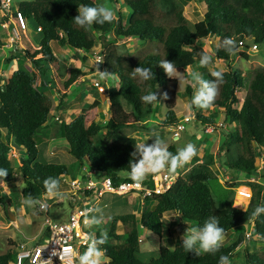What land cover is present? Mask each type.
Here are the masks:
<instances>
[{"label":"trees","instance_id":"1","mask_svg":"<svg viewBox=\"0 0 264 264\" xmlns=\"http://www.w3.org/2000/svg\"><path fill=\"white\" fill-rule=\"evenodd\" d=\"M190 1L111 0L116 7L123 4L128 8L130 13L127 22L123 21L118 10V17L111 23H94L87 27L78 26L73 18L78 15L77 9L81 6H97L94 0L20 2L18 10L40 28L41 40L38 49L33 54L28 53L33 71L19 68L0 84V168L8 171L5 178L0 177V182L11 181L14 173H18L23 183L22 197L31 194L37 199L47 195L43 184L45 178L56 177L60 185L63 177L74 178L68 166L38 159L39 148L35 135L53 118L56 120L53 112L62 102L60 100L56 105L52 97L55 82L51 68L61 63L52 52L51 42L86 54L93 53L97 46L102 50L108 45L106 52L102 53L101 66L118 78L117 88L107 91L109 118L105 122L92 121L85 126L83 117L77 115L64 124L63 135L81 179L87 178L84 173L86 165L118 186L132 181L129 163L133 159L135 145L141 144L136 137L127 136L122 131L135 126L148 129L154 125L173 129L180 123L172 110L166 112L161 123H154L158 102L146 104L141 100L149 92H156L159 100L164 92H168L171 82L172 86L176 85V80L169 79L159 66L160 61H173L176 68L183 69L198 62V69L206 76V80H211V63L206 67L200 66L201 55L205 52L200 47H190L194 46L195 41L214 37L218 43L212 42L214 55L209 56L224 61L227 69L222 71L224 83L211 107L222 110L226 119L233 121L236 127L234 133L226 135L227 140L220 143V150L224 153L220 164L231 171L233 180L242 174L247 179L254 177L258 182H264V165L258 170L257 162L264 150V68L253 70L248 80H245L242 70L228 64L233 55L221 47L226 37L234 38L239 48L247 47L248 50L251 48L246 42L248 38L256 46L264 40V0H193L203 15L197 22L190 21L184 15V7ZM125 39L138 40L141 47L121 54L109 50L118 40ZM38 54L40 56L37 57ZM237 54L248 58L247 52L240 50ZM138 66L151 68L154 77L147 81H142L138 76L133 77V69ZM83 74L80 68H71L63 88H69ZM186 91L191 95L189 85ZM240 91L243 92L242 96H238ZM96 105L93 103L88 108ZM195 118L203 129L207 125H216L214 114H196ZM2 129L6 130L4 137ZM228 139L232 140L234 151L229 147ZM11 140L23 150V160L17 162L15 167L8 157L13 150ZM178 149L174 143L168 145V150L174 154ZM214 165L213 154L208 153L201 158L197 154L188 170L177 178L168 191L144 199L155 201L153 207L147 205L139 215L130 212L113 216L107 229L108 239L100 245L107 259L104 264H219L222 255L232 258L246 234L240 232L235 241L222 245L215 254L201 251L196 255L186 251L181 242L172 249L160 245L150 261H141L137 257L141 243L140 228L161 237L166 229L164 215L167 213L179 214L181 224L188 221L192 227L202 226L209 216H218L226 234L243 224L253 225L250 238L260 247L253 251L245 249L242 260L232 261L231 264H264V214L258 218L252 215L258 205H264V186L262 183H252V195L247 207L235 208L230 194L219 197V201L213 193L210 182L216 178ZM151 177L148 175L143 181L149 188L154 187ZM8 200V196L2 193L0 206L6 209ZM118 222L123 226L122 233L117 231ZM100 236L101 233L96 231L95 237ZM14 259V249L0 254V264H9Z\"/></svg>","mask_w":264,"mask_h":264},{"label":"rangeland","instance_id":"2","mask_svg":"<svg viewBox=\"0 0 264 264\" xmlns=\"http://www.w3.org/2000/svg\"><path fill=\"white\" fill-rule=\"evenodd\" d=\"M22 1H30V0H12V10L13 8H17V6ZM97 2L98 5H104L110 8L114 12V18L117 16L116 11L114 10V7L112 5L111 0H94ZM120 10L122 14L123 21L127 22L128 20V14L130 11L126 6L123 4H119L117 6V11ZM2 16H6L4 13V10L0 7V19ZM184 15L187 19H189L192 22H197L198 20L202 19V10L200 7L197 6L195 1L191 0L188 2L187 5L184 7ZM15 30H17V35L19 36L16 40V43L18 41L21 42V44L26 48L27 52L30 54H33L34 50H36V46L39 45V42L41 40V34L36 30V25L32 20H27V30H21L18 27H14ZM12 37V28H9L8 30H5L0 26V40L2 42H7V45H9V38ZM215 39V37H214ZM212 39L208 38L204 41H195L194 46H191L190 49L193 47H200L205 53L213 57L212 52V42L214 44L218 43V39ZM247 44L249 47L255 45L252 42L251 38L247 39ZM9 49L8 47L4 46L0 48V55L4 54L7 57L10 55V51L13 52L15 49H13V45ZM19 46V44H18ZM108 45H106L105 48L102 50L99 49V46H97L100 54L106 52V48ZM141 47V42L135 39H125V40H118L116 44L109 47V50H114L116 54H121L124 52H133L137 48ZM144 47V46H143ZM52 52L55 55V57L60 61L61 65L66 62V65L64 64V67L68 65L67 69L68 73L67 76L61 78H57V87L60 88V90L63 88V81H65L69 77V70L73 67H81V63L84 62L85 64H88V66L91 68L96 69V63H95V57H92V53H88V57L84 54V56L79 55V52L75 50H71V48L62 47L58 43L54 42L52 44ZM96 48V49H97ZM244 47H240L241 51ZM239 50V51H240ZM249 50L253 51V54H249L248 51V58L245 59L243 56H240L239 54H235L231 57V61L228 62L230 66L236 69H240L243 71L245 75V80L249 78L252 71L257 68H264V40L261 41L256 49L252 50L249 48ZM95 51V49H94ZM97 51V50H96ZM157 51H161V49H158ZM74 53V54H71ZM39 55V54H38ZM37 55V57H38ZM82 57V60L80 58H77L78 56ZM67 57H71L69 60ZM95 59V60H94ZM14 62L12 63L11 72L14 70H17L22 67H26V62L22 60V62ZM198 62H195L192 66L188 68H177L176 78H169L176 80V85H173V82L169 84L168 90V99L164 100L162 97L159 99L160 102H158L157 105V115L158 118L154 123H161V119L165 118L166 112L168 110H172L177 117L180 120V123L182 122L183 118H190L188 122L183 123L184 129L180 131V139H174L172 135L171 129H165L162 127H158L156 125L151 126L148 129H143L140 126H135L132 128H125L122 133L127 136H134L136 137L141 143H148L151 144L153 142L152 139L155 138V136H159L161 139H163L167 145H170L171 143H174L179 149L184 147L187 143L191 142L193 143L198 150V156L201 158L206 154H213L215 163L213 169L216 173V178L213 179L210 182V185L212 187L213 193L215 194L216 198L222 196H228L230 194V200L232 201L233 207L239 208V209H245L248 205L249 200L242 198L238 190L240 188L243 191H246L248 188H251L252 183H263V182H253L250 181V179H247L242 174L239 175L240 177L236 180L232 179L231 171L226 169L225 166H222L220 164L221 159L224 157V153L220 150V143L225 142L227 140L225 138L226 135L233 132L235 130V123L233 121H229L226 119L225 114L223 112L215 111L216 108H207V109H199V108H189V105L191 103V99L193 97V94L196 91V88L198 85L195 84V82L192 79L191 73L197 72L199 73L203 79L206 80V76L198 69L197 67ZM3 63L0 64V68H2ZM8 64L5 63L4 67H7ZM211 66L214 68L215 71H224L227 69L226 63L219 59H212ZM210 66V72H212ZM65 69V68H64ZM53 71V70H52ZM105 71V69H103ZM66 72V71H65ZM66 74V73H65ZM62 71L57 66V71H55V76H62ZM249 75V76H248ZM64 76V75H63ZM94 79H98L101 81L102 84L107 86V91H111L115 88H117L118 84V78L116 75H112L106 79H100L98 75L90 76L87 78L86 83H83L81 86L78 84L76 87L73 86L71 88L70 94L68 95V101L73 99V95L80 91H88L92 94L98 93L96 89L92 88L90 85L91 82L94 81ZM39 82V81H38ZM39 84V83H38ZM191 88V95L187 94L186 86ZM173 88H172V87ZM57 90V89H56ZM170 91V92H169ZM55 95L52 97H58L55 90H53L52 94ZM106 93H103L104 96ZM243 92H238V96H242ZM62 95V94H60ZM60 97V96H59ZM90 101V99L84 98L80 102H78L77 106H82L83 104H87ZM55 102L57 103V99H55ZM77 102V101H76ZM233 107H237L234 105ZM126 110H128L126 108ZM55 115V113L53 112ZM196 114H202V115H209L214 114V118L216 120V123L223 122L226 124L225 127L221 129H215L211 133H205L204 129L202 128L201 124L198 122V120L195 118ZM71 121V120H70ZM70 121L65 120L61 118L59 121L52 120L49 125H51L49 128H44L40 130L35 135V141L38 144L39 147V157L40 160H51L50 157H45L46 154V148L50 149H56L58 152L55 155V159H53L52 162L55 163H61L68 167L73 166L74 167V158L69 154L67 149V143L64 139L63 135V126L64 124L69 123ZM87 124H85L86 126ZM219 135H218V134ZM221 139L220 141H217ZM177 140V141H176ZM3 141L6 142L3 138ZM230 142V146L232 147V150L234 151L235 146L233 145V142L231 139H228ZM11 144H13V150L8 154L9 159L13 162L14 167L16 166L17 162L21 163V158H23V150H21L19 147L15 146L14 142L11 140ZM231 152L234 154V152ZM21 153V155H20ZM20 155V156H19ZM19 156V158H17ZM49 156V154H48ZM264 161V150L261 151L259 158L257 159L258 165L263 163ZM194 162V157L192 160L186 164L183 168H180L177 170V173L170 174L174 176V178L179 176L183 170H185L187 167H189ZM222 163V162H221ZM69 170L71 176H79V168H73ZM88 166H84V173L88 171ZM69 177H63L62 182L60 185V191L63 193V198L60 199V197H54L55 200H51L53 197H50L48 194L38 197L37 199L41 202H45L48 207L45 211L39 209V204L35 206H28L23 203L25 200L24 197H22V189H23V183L22 178L18 173H14L13 180L9 182H0V195L2 193H5L8 196L7 201V208L4 209L0 206V254H4L7 251L15 250V253L17 251V245L23 242H29L30 239L36 236V238L41 240V236L43 235V240L47 239L48 235L46 231L43 229V222L46 218H50L53 222H62L63 218L67 217L69 213L71 212L70 206L68 205V199L66 198V180ZM71 178V177H70ZM158 179H156V182ZM247 188V189H246ZM240 190V191H242ZM248 191V190H247ZM252 193V190H251ZM133 193H130L129 195H117V194H111V195H104L101 197V200H99V203L97 207H103L104 203H110V207H107L105 210L106 213L112 215V214H126L130 212L136 213V215L140 214V211L144 209L147 205H150L151 207L154 206V203H151L152 200H145L138 196L137 198L130 197ZM65 196V197H64ZM59 198V199H58ZM220 201V198H219ZM58 202V203H57ZM91 202L84 204V206L88 207ZM128 202V203H126ZM57 203V204H56ZM105 209V208H104ZM108 218V217H104ZM65 220V219H64ZM106 220V219H105ZM164 222L166 229L161 237L153 234L149 230L145 228H140L139 230V236L141 239L140 243V251L137 255L138 259L144 262L150 261L155 255L160 245L166 246L168 248H174L175 246L179 245L182 242V236L186 232V229L188 227H192L190 222H185L181 224V220L179 217V214L177 213H167L164 215ZM102 225H99L98 228H101ZM253 225L248 226L247 224H243L241 226H238L237 228L233 229L231 232H228L226 234L225 240L223 242V245H228L235 241L240 232H246L244 236V240L239 244L238 249L234 252L232 258H230V261H240L242 260L243 251L249 250L253 251L256 248H259L260 245L256 244L250 237L253 232ZM118 232L122 233L123 229L121 226H119ZM251 233V234H250ZM248 235V236H247ZM41 237V238H40ZM37 239V240H38ZM86 250L85 248L82 249V251L79 254L84 253ZM78 261V260H77ZM14 260L10 262L9 264H13Z\"/></svg>","mask_w":264,"mask_h":264},{"label":"clouds","instance_id":"3","mask_svg":"<svg viewBox=\"0 0 264 264\" xmlns=\"http://www.w3.org/2000/svg\"><path fill=\"white\" fill-rule=\"evenodd\" d=\"M78 15L73 19L74 22L80 27L91 26L94 23L104 24L105 22L111 23L114 19V12L104 5L97 6H81L77 9ZM221 47H223L230 55H235L240 48L237 42L232 37L224 38ZM251 49V48H250ZM212 62V58L204 53L200 58V66L206 67ZM159 66L164 70L165 74L169 78H176L177 68L173 61L166 59L160 61ZM97 75L100 79H106L112 76L107 70L100 71L96 68ZM133 77L138 76L142 81L150 80L154 77V73L151 68H145L138 66L133 69ZM192 79L198 87L191 99L189 108L195 107L199 109H207L211 107L219 95V88L224 83V74L222 71H212L211 76L213 79L205 80L197 72L191 73ZM168 93L162 94V99L167 100ZM141 100L146 104H153L160 102L156 92H149L141 97ZM226 125V124H225ZM151 144L141 143L135 145V151L132 153V160L129 163L130 178L136 183L137 187H140L142 182L148 175L158 174L163 171H167L169 174L177 173V170L183 168L188 164L193 157L198 154L196 146L189 142L184 147L177 150L174 154L168 150L167 143L161 139L158 135L152 139ZM8 171L5 168H0V177H6ZM47 194L50 197L63 198V193L60 191V181L56 177H47L43 181ZM24 204L28 206L40 205L42 209L47 205L40 200L34 198L29 194ZM88 213H95L91 216V219H85L86 225H100L104 220L103 210L99 207L89 208L85 215ZM264 214V205H258L252 215L259 217ZM226 237V232L223 227L220 226L218 216H209L202 226L188 227L186 232L182 236V247L188 252H194L196 255L202 251L204 253L215 254L223 245ZM108 239L107 232H102L99 238L90 237L87 249L84 253L79 254L78 264H104L105 250L100 247ZM71 250H65V253H70ZM64 256H61L63 259ZM50 264V262H49ZM219 264H231L228 256L222 255L219 259Z\"/></svg>","mask_w":264,"mask_h":264},{"label":"built area","instance_id":"4","mask_svg":"<svg viewBox=\"0 0 264 264\" xmlns=\"http://www.w3.org/2000/svg\"><path fill=\"white\" fill-rule=\"evenodd\" d=\"M0 6L4 10L5 15H10L15 20L19 29L27 30V19L18 8L12 10V0H0ZM36 30L39 32L40 28L36 27ZM18 37L17 31L14 29L12 31V40L16 41ZM239 44L242 45V42ZM256 47V45H253L251 46V49L254 50ZM93 53L96 62L101 64L102 54H100L99 50L94 51ZM93 87L99 93H106V87L100 80H95L93 82ZM189 119L190 118L188 117L184 118L176 128L171 129L174 139L178 140L180 131L184 129L183 123L188 122ZM225 126L226 125L223 122H218L215 126L207 125L204 127V132L211 133L215 129H221ZM263 165L264 161L259 165L258 170H260ZM187 170L188 168L183 170L179 176L183 175ZM178 177L176 176L174 178V176L170 175L167 171L152 174L151 178L154 181L153 188L145 186L143 182L140 187H137L133 180L114 186L109 178H103L100 183L101 186L97 189V195L102 196L105 193L122 195L135 192L143 199L147 197L151 198L154 195L168 191ZM156 179H158L157 182ZM249 179L250 181L258 182V179L254 177ZM66 184L68 186V193L73 196L80 191L83 192L97 188L96 184L91 180L81 181L80 179H68ZM262 185L264 186V182ZM247 190H238V193L242 198L250 200L252 195L251 189L248 188ZM42 203L46 204L44 201ZM46 208L42 209L39 205L40 210H46ZM89 208H93V206H79L75 208L71 211L68 219L64 222H53L49 218H46L43 222V229L48 235L47 239L40 240L36 238L27 243L23 242L18 244L16 246L17 251L15 253L13 264H49V262L50 264H78L77 257L79 253L83 248H85V250L87 249L89 238L95 237L89 232V225L84 223L85 219H89V216L91 215V213H88L87 216L85 215ZM68 249H70L71 252L66 254L65 250ZM62 255L64 256L63 259H61Z\"/></svg>","mask_w":264,"mask_h":264},{"label":"crops","instance_id":"5","mask_svg":"<svg viewBox=\"0 0 264 264\" xmlns=\"http://www.w3.org/2000/svg\"><path fill=\"white\" fill-rule=\"evenodd\" d=\"M17 8H18V6H17ZM15 9L16 8H13V10H15ZM27 20L29 21V19H27ZM15 25L17 27V24H16L15 20L10 15L9 16H7V15L6 16H2V14H1L0 26H2L3 29L8 30L9 28H12V31H13ZM53 43L54 42L50 43L51 47H52ZM18 44H19V46H18ZM11 45H13V49H15V50L13 52L10 51V55L8 57L6 55H4V54L0 55V64L3 63L2 68H0V84H3L9 78V76L12 74V72H11V68L12 67L11 66H12V63H14V62H18L19 63V62H22V60H24L26 62V67L25 66L24 67L26 69H28L29 71H33V67L31 65L30 59L28 57V53L29 52H27L26 48L21 44L20 41H18V43H16V41H13L12 37H10L9 38V45H7V42H3V45L0 46V48L6 46V47H8L10 49L12 47ZM35 49H38V46H36ZM71 50L73 51L74 49H71ZM96 50H98V48L95 49V51ZM75 51L79 52V55L81 54V56H84V54H85L88 57V55L85 52L81 51V50H75ZM71 54H74V53L71 52ZM93 54L94 53H92V57H94ZM79 55H77L78 56L77 58H80L82 60V57L79 56ZM38 56H40V55H38ZM65 58H68L69 60L71 59V57H67V56H65ZM5 63L8 64L7 67H4ZM95 63H96V68L98 67L100 71H103V68H102L101 64H98L96 62V60H95ZM64 64L66 65V62H64ZM64 64L58 66V68L61 69L62 74L64 76L62 75V76H57L56 77L55 76V71H57V67H52L51 68V71L53 70L52 74H53V79H54L56 87H57V84H58L57 78H61V80H63L62 78L65 77V75L67 76L68 70H66V69H67L69 64H67L66 67H64ZM76 68H79V67H76ZM80 69L84 72V74L79 76L69 88H67V89L62 88L60 90V88L58 89V88H56L54 86L55 87V89H54L55 91H56V89H58V92H56L58 97H55V98L53 97L54 101H55V99H57V103L55 102V104L56 105L59 104V101L62 100V102H60V105L58 106L56 111H54L56 121H59L61 118L63 119L64 122H65V120L70 121L75 116L81 115L83 117V119H84V124H87L86 126H88L92 121L105 122L109 118V100H108V97H107V93L108 92H107V86L106 85H105V87H106V94L105 95L106 96H104L103 93H99L98 92L96 94H92L91 92H88V91L85 90V91H80V92H77L76 94H74L73 95V99H71L69 101L67 99L68 95L70 94L69 92L71 91V88L73 86L76 87L78 84H80V86H81L83 83H86L87 78H89L90 76L97 75L96 69L92 68V67L90 68L88 66V64H85V60H84V62L81 63ZM211 70L215 71L212 66H211ZM95 80H98V79H94V81ZM93 82L90 83L91 84L90 86L92 88H94L93 87ZM63 83H64V81H63ZM116 86H118V84ZM60 94H62V95H60ZM52 95L54 96L55 93L52 94ZM87 97H88V99H90V101L87 104H83L81 107L77 106L78 102H80L81 100H83L84 98H87ZM93 103H97V105L94 108H88ZM211 108H213V107H211ZM83 109H86V110L84 112H82ZM214 110L218 111V112H222V110H219V109H214ZM157 116L158 115L156 114L155 117H153V121H155L157 119ZM53 120H54V118H53ZM50 126L51 125L48 124L45 128H49ZM2 133H3V137H4L5 134H6V130L2 129ZM220 140L221 139H219L217 141H220ZM37 146H38V144H37ZM45 150H46L45 157H50L51 160H47V159H44V160L52 162L53 159H55V157H56L55 155L57 154L58 151L56 149H50L48 147ZM48 154H49V156H48ZM20 155H21V153H20ZM19 156L17 158H19ZM51 157L52 158L54 157V158L52 159ZM71 167H73V166H70L69 169H71ZM73 168H77L75 162H74V167ZM86 177L87 178L84 179V180L81 179L80 176H74V178L72 177V178H68V179H80L81 181L91 180V181H93L96 184L97 188H95L93 190L83 191V192L80 191L79 193H77L76 195L73 196L72 194L68 193V186L65 183L66 186H67V191H66L67 194L65 196L68 199V205L70 206V209H71L70 211L74 210L75 208H77L79 206H84V204L88 203L90 200L93 201V202H91V205L90 204H88V205L89 206H93V208L97 207L98 204H100L99 200H101L102 196H104L106 194L111 195L110 193H105L102 196H98L97 195V189L101 186L100 183L102 182V180L104 178L102 174H99V173H97V172H95V171H93L91 169H88V171L86 172ZM240 190H242V189L240 188ZM132 193L133 194L130 197L137 198L139 196L135 192H132ZM129 194L130 193L122 194V196L129 195ZM117 195H120V194H117ZM51 200H55L54 197ZM126 203H128V202H126ZM151 203L155 204V201L152 200ZM103 207L105 209L101 208V207H99V208H101L103 210L104 217H108V218H104L103 222L100 224V225H102L101 228H98L99 225H89V232L92 233L94 236H95V232L96 231H98L100 233L107 232V229H108V227H109V225H110V223L112 221V217L116 216V215H122L120 213L119 214H112V215L106 213L105 210L107 209V207H110V203H108V202L104 203ZM43 211H45V210H43ZM70 213H69V215H70ZM69 215L67 217L63 218L62 222L66 221L68 219ZM92 215H95V213H91V215L89 216V219H91ZM119 226H121L122 229H123L122 224L120 222H118L117 230L119 229ZM41 237H40L41 240H43V235ZM32 239H36V236L31 238L30 240H32ZM106 260L107 259L104 257V262H106Z\"/></svg>","mask_w":264,"mask_h":264},{"label":"water","instance_id":"6","mask_svg":"<svg viewBox=\"0 0 264 264\" xmlns=\"http://www.w3.org/2000/svg\"><path fill=\"white\" fill-rule=\"evenodd\" d=\"M112 5H113V7H114V10L116 11V14H115V15L118 17L119 13H118V11H117L116 4L112 2ZM243 50H244V51H248L249 54H253V53H254L253 51L248 50L247 47H244ZM22 160H23V158H21V161H22Z\"/></svg>","mask_w":264,"mask_h":264}]
</instances>
